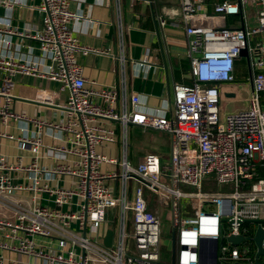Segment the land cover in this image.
Wrapping results in <instances>:
<instances>
[{
  "label": "built area",
  "instance_id": "1",
  "mask_svg": "<svg viewBox=\"0 0 264 264\" xmlns=\"http://www.w3.org/2000/svg\"><path fill=\"white\" fill-rule=\"evenodd\" d=\"M70 1L33 3L31 8L41 13L38 28L21 31L0 20V46L7 43L6 35H17L34 40L38 50L29 57L0 53V123L5 129L21 119L37 128L21 136L0 130V137L16 144L13 160L0 154V264H171L172 259L174 264L240 259L253 264L246 255H254V243L233 245L225 238L252 235L256 224L251 234L242 224L264 218V0L213 3L217 16L243 18L252 8L257 24L243 21V28L201 23L204 0H179L192 80L173 84L168 114L145 112L139 95L128 94L123 55L118 56L116 82L101 84L84 76L80 55L110 53L79 41L71 23L82 15L70 8ZM112 1L121 40V0ZM2 4L14 2L0 0ZM158 22L167 23L164 18ZM242 48L247 59L239 55ZM238 58L245 59L248 93L243 108L224 112L221 97L237 100L243 85H234ZM17 73L57 84L56 95L66 94L54 103L63 113L61 120L10 109L12 95L5 84ZM129 125L167 133L169 160L162 163L151 152L131 163ZM44 136L61 143H45ZM116 145L121 158L98 150ZM45 157L53 162L40 164ZM62 176L66 185L59 183ZM208 176L232 189L203 190ZM145 190L157 196L159 205L162 198L170 203L168 260L160 251L159 210L150 206ZM111 209L117 218L113 227L106 219ZM109 230L107 246L103 240ZM213 240H218L215 262L210 261ZM2 251L22 259L5 258Z\"/></svg>",
  "mask_w": 264,
  "mask_h": 264
},
{
  "label": "crops",
  "instance_id": "2",
  "mask_svg": "<svg viewBox=\"0 0 264 264\" xmlns=\"http://www.w3.org/2000/svg\"><path fill=\"white\" fill-rule=\"evenodd\" d=\"M8 1L14 2V4L0 5L1 21H9L13 29L21 31L39 27L41 13L31 8V5L38 0ZM215 1L217 0H204L200 10L204 16L199 17L200 19L196 18V20L212 25L223 23L230 27H241L244 23L249 24L248 12L254 13L252 8L246 10L243 18L241 14L217 16L213 10ZM70 8L82 15V18L71 23L72 31L79 41L89 46L108 50L110 53L80 55L78 58L83 67L84 76L101 84L116 82L120 70L118 56L123 55L128 94L139 95L141 110L168 114L169 104L172 102L173 84L176 82L189 84L192 80L186 52V34L180 20L179 0H121V40L118 36L119 26L115 21L112 0H71ZM159 18H164L167 22L166 25L161 26L158 22ZM6 41V44H1L0 53L20 57L38 55L34 40L22 39L17 35H6ZM236 63L239 61L236 60ZM236 69L237 64H235L234 72ZM243 72H245V78L235 79L236 84L234 85L238 87L241 84L247 85L246 67ZM224 86L227 89L231 87V84ZM248 88L249 84L247 90L238 88L239 96L237 97L240 98L243 93L247 95ZM5 89L12 95L10 102L12 111L23 112L30 117L54 122L63 118L62 111L56 108L54 103L62 102L66 94L56 95L57 84L51 80L17 73L11 76V81L5 84ZM0 100H2L1 96ZM0 130L21 136L23 134L31 135L37 128L32 122L19 119L11 122L5 129L0 123ZM43 141L45 143H61L60 140H52L49 136H44ZM98 150L117 155L120 149L116 145L110 151L109 148L102 147ZM15 152V141L0 137V154L13 160ZM128 157L132 163L133 158L129 154ZM52 162V159L46 157L40 160L42 165H50ZM66 182L67 178L62 176L59 183L66 185ZM41 202L46 201L43 199ZM113 215L115 218L113 224H116L117 218L115 214ZM127 226L128 229L131 228L130 220ZM1 253L5 258L22 259L16 254L13 255L6 251ZM227 264L249 263L247 260L240 259Z\"/></svg>",
  "mask_w": 264,
  "mask_h": 264
},
{
  "label": "rangeland",
  "instance_id": "3",
  "mask_svg": "<svg viewBox=\"0 0 264 264\" xmlns=\"http://www.w3.org/2000/svg\"><path fill=\"white\" fill-rule=\"evenodd\" d=\"M249 25L255 26L257 24V20L255 18V14L252 11L248 12ZM237 61L241 63V66L245 68V59L238 58ZM245 83V82H244ZM244 90H247V85H242ZM246 95L240 96L237 100H230L224 96L221 97V109L222 111H233L237 109H241L244 107ZM156 153L159 155L161 162H167L169 160L170 153V143L169 136L161 131L152 130V129H143L141 127L129 125L128 127V154L133 158L132 163H138L143 159V156L147 153ZM117 156L119 158L122 157V154L118 153ZM131 158V159H132ZM211 176H208L203 184V190H211V191H228L231 190V184H223L219 186L213 180H211ZM145 196L149 203L154 204L153 206L157 207L159 210L161 222V240H160V251L164 259L168 260L171 255V232H170V203L167 198H162L163 202L159 205V201L155 194L151 193L148 190H145ZM161 198V196H158ZM106 219L109 222V226L113 227L114 215L112 213V209L107 212ZM165 260V261H166Z\"/></svg>",
  "mask_w": 264,
  "mask_h": 264
},
{
  "label": "water",
  "instance_id": "4",
  "mask_svg": "<svg viewBox=\"0 0 264 264\" xmlns=\"http://www.w3.org/2000/svg\"><path fill=\"white\" fill-rule=\"evenodd\" d=\"M240 28H243V27L241 26ZM239 55L247 59L246 48H242L240 50ZM246 222H251V223L256 224V228L252 235L243 236L241 234H237V235L230 234V235H227L225 239L231 242V244L233 245H238L239 243L243 242V240L252 241L256 249L254 256H253V264H264V246H263L264 229L261 226L262 224H264V219H249V220H246ZM110 234H111V231L109 230L107 237H105L103 240V243L107 246L110 244ZM202 241L203 240H201V246H202ZM217 246H218V240H213L212 241L213 255H212V258L210 259L211 262L216 261ZM173 254L174 252H172V255ZM171 264H174L173 259L171 261Z\"/></svg>",
  "mask_w": 264,
  "mask_h": 264
},
{
  "label": "trees",
  "instance_id": "5",
  "mask_svg": "<svg viewBox=\"0 0 264 264\" xmlns=\"http://www.w3.org/2000/svg\"><path fill=\"white\" fill-rule=\"evenodd\" d=\"M237 64V69L234 72L235 79H243L245 78V72H243L244 68L241 66V63H236ZM237 71V72H236ZM262 105L264 106V94H262ZM253 223L251 222H244L242 224L243 227L247 229V233L251 234L253 230ZM245 244L249 245L252 247L253 242L252 241H247ZM249 260H252L253 257V251H249L246 255Z\"/></svg>",
  "mask_w": 264,
  "mask_h": 264
},
{
  "label": "flooded vegetation",
  "instance_id": "6",
  "mask_svg": "<svg viewBox=\"0 0 264 264\" xmlns=\"http://www.w3.org/2000/svg\"><path fill=\"white\" fill-rule=\"evenodd\" d=\"M245 66H246V63H245Z\"/></svg>",
  "mask_w": 264,
  "mask_h": 264
}]
</instances>
